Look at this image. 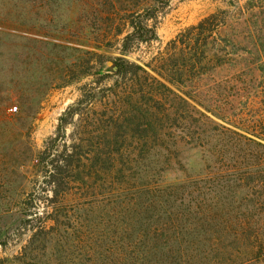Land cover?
I'll return each mask as SVG.
<instances>
[{
	"label": "trees",
	"instance_id": "1",
	"mask_svg": "<svg viewBox=\"0 0 264 264\" xmlns=\"http://www.w3.org/2000/svg\"><path fill=\"white\" fill-rule=\"evenodd\" d=\"M132 30L138 34L140 26L132 23ZM187 37L172 41L179 52L148 66L155 75L125 58L110 62L114 108L50 164L58 191L71 182L95 190L81 215L65 209L74 199L56 193L53 226L33 236L51 237L65 250V264H264V105L260 115L244 119L248 135L227 125H237L232 115L243 103L256 111L264 68H210L206 52L198 55ZM134 38H125L124 55ZM83 104L85 94L65 113L61 138L65 126L83 122ZM188 151L202 155V173L168 183L169 172L184 170ZM98 211L102 216L93 220Z\"/></svg>",
	"mask_w": 264,
	"mask_h": 264
},
{
	"label": "rangeland",
	"instance_id": "2",
	"mask_svg": "<svg viewBox=\"0 0 264 264\" xmlns=\"http://www.w3.org/2000/svg\"><path fill=\"white\" fill-rule=\"evenodd\" d=\"M212 16L213 24L199 28ZM132 23L140 33L132 34ZM181 34L193 40L198 55L206 52L203 62L210 68H264V58H257L264 53V0H0V264H65V250L51 237L33 236L53 226L50 200L56 193L74 199L65 209L81 215L95 190L71 182L58 191L50 164L61 162L65 149L79 145L84 132L95 131L89 125L114 108L110 62L125 58L155 75L148 66L179 52L182 46L175 50L171 43ZM128 35L135 40L124 55ZM257 82L264 86V76ZM84 94L83 122L65 126L61 138L62 118ZM263 96L257 94L256 111L240 105L232 115L237 125L228 127L248 135L244 119L261 114ZM182 162L184 170L169 172L168 183L204 169L196 151L186 152ZM101 216L98 211L93 220Z\"/></svg>",
	"mask_w": 264,
	"mask_h": 264
},
{
	"label": "built area",
	"instance_id": "3",
	"mask_svg": "<svg viewBox=\"0 0 264 264\" xmlns=\"http://www.w3.org/2000/svg\"><path fill=\"white\" fill-rule=\"evenodd\" d=\"M9 111L11 113H16L17 112V107H12V108L9 109Z\"/></svg>",
	"mask_w": 264,
	"mask_h": 264
},
{
	"label": "water",
	"instance_id": "4",
	"mask_svg": "<svg viewBox=\"0 0 264 264\" xmlns=\"http://www.w3.org/2000/svg\"><path fill=\"white\" fill-rule=\"evenodd\" d=\"M111 65V63L109 64V66Z\"/></svg>",
	"mask_w": 264,
	"mask_h": 264
}]
</instances>
